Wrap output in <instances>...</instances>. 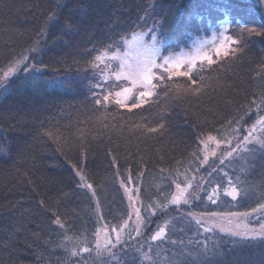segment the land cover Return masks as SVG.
Returning a JSON list of instances; mask_svg holds the SVG:
<instances>
[{
  "label": "trees",
  "instance_id": "16d2710c",
  "mask_svg": "<svg viewBox=\"0 0 264 264\" xmlns=\"http://www.w3.org/2000/svg\"><path fill=\"white\" fill-rule=\"evenodd\" d=\"M62 4L66 7L49 21L56 0H0V68L30 54L28 64L38 69L19 71L6 90L0 89V264H198L196 251L206 240L216 245L214 254L208 255L209 264H264V245L233 243L239 238L218 230L206 233L189 215L245 212L264 203V150L259 145H249L255 148V158L243 172L241 159L221 165L222 152L210 156L202 167L192 155L198 137L234 135L228 123L232 121L242 139L245 128L264 115V109L257 112L251 104L264 93V80L256 76L264 65V37L241 33L236 22L259 29L264 5L259 0H62ZM225 5L232 9L227 34L239 37L240 44L232 47L240 51L221 57L211 71L200 74L205 77L201 93L164 98L161 92L157 102L129 112L114 104L99 107L85 90L92 75L89 62L108 44L133 32L147 33L159 20H165L171 45L198 37L201 24L207 27V22L224 19ZM190 15L192 25L187 23ZM32 48L36 51H28ZM58 81L65 89L50 86ZM241 116L244 119L236 125ZM160 124L157 132L147 131ZM48 131L60 139L50 138ZM185 175L196 177L190 191L199 198L190 197L182 209L171 204L155 208L153 215L148 205L166 203L176 191L172 180L183 185ZM237 176L248 192L233 201L222 188ZM217 184L221 192L213 204L207 197ZM129 195L146 221L143 234L129 239V232L135 236L131 219L115 257L97 256V229L120 225L130 213L136 217ZM56 216L65 229L53 223ZM259 219L253 215L248 222L257 225ZM167 220L168 238L149 241ZM65 232L93 249L91 254L71 257L70 251L58 247ZM149 243L152 259L145 260L141 252H148ZM189 250L193 255H187Z\"/></svg>",
  "mask_w": 264,
  "mask_h": 264
},
{
  "label": "snow or ice",
  "instance_id": "6c2138e0",
  "mask_svg": "<svg viewBox=\"0 0 264 264\" xmlns=\"http://www.w3.org/2000/svg\"><path fill=\"white\" fill-rule=\"evenodd\" d=\"M259 3L264 5V0H259ZM62 7H66V5L62 4V0H56V8L49 13L48 20H55ZM222 14L224 19L217 21L216 26L212 29L213 40L202 41L199 38L193 40L192 49L188 53L182 51L179 55L164 54L171 47L170 34L164 30L165 20L154 21L147 33L133 32L131 38L122 36L118 41L108 44L89 62V66L92 69L98 70L101 81H103V83L97 82L89 85L95 104L102 108H107L109 105L114 104L131 112L133 109L142 108L151 102H157L160 99L161 92H163L164 98L181 93L194 95L201 93L204 88L203 81L205 77L200 74L205 70L211 71L221 57H234L240 51L238 47H232V45L240 44L239 37L234 38L227 34L229 25L232 23V9L225 5L222 8ZM193 20L194 17L190 15L187 21L188 25H192ZM202 22L203 19L201 18ZM236 22L241 33H247L249 36L264 37V18L261 19L259 29L239 20ZM146 37H150V39H146ZM28 51L34 52L36 49L32 48ZM28 59L29 56L25 54L14 58L5 68H0V89L6 90L9 80L21 70L24 72H29L30 69L38 71L35 65L26 64ZM101 65H103V68H101ZM198 75L200 76L199 81L196 79ZM256 76L264 80V65H261L260 71L256 73ZM179 78H186V81L181 83ZM56 85L60 87L66 86L63 81L53 82V86ZM94 89H100L101 92H96ZM130 100L132 101L131 103H129ZM251 104L255 106L257 112L264 109V93L254 99ZM247 111L251 112L252 108L249 107ZM243 119L244 117L241 116L240 120L235 122L236 125H240ZM228 123L230 131L234 135H225L220 138L217 135L208 134L204 137H198V148L192 155L199 160L201 167L208 162L210 156H217V150L221 148V145H226L227 148L219 157L220 164L223 165L226 161L241 159L244 163V166L241 167L242 172L246 171V166L255 158V148H250L249 145H259L260 149L264 150V115L258 116V119L247 129V134L242 139H239V128H233L232 121ZM162 127L163 124H160L157 127H149L147 131L155 133ZM258 132L259 135H256ZM46 135L56 140L60 139L52 131L46 132ZM233 140L237 141L235 147L232 146ZM2 150L0 148V151ZM201 155L203 159H200ZM216 171L217 169L215 168L212 170V172ZM212 172L209 173V182ZM77 175H80V173H77ZM179 175V172H177V176ZM224 175L227 176V173H224ZM80 178L81 181L85 180L83 175ZM195 179V176L189 178L185 175L183 185L177 179H173L172 183L175 185L176 191L170 194V198L166 197V203L157 202L155 206L148 205L149 209L152 210V214H155V208L163 210L169 204L177 206L182 203L189 204L192 196L199 198L198 193L190 191L194 187L193 181ZM243 185L244 182L239 176L236 177L235 181L229 178L226 186L222 188L223 195L231 197L233 201H237L238 198H243L247 195L248 189ZM86 186L89 189L92 188L91 184ZM198 187L203 190L202 184ZM125 192H131V189L125 188ZM220 192L221 185L217 184L212 187L207 199L213 204L217 203ZM128 199L136 216L135 227L132 230L135 232L136 237H140L143 234L142 228L146 221L141 215L140 208L135 207L133 197L129 195ZM189 215L195 220V225L198 228H202L206 233L218 230L231 237L239 238L234 240L233 243H258L264 245V203H259L256 207L245 212H210L202 214L200 217L193 213H189ZM253 215L260 217L257 225H251L248 222V218ZM205 216L209 219L206 220ZM217 219L226 221V224L217 223ZM130 220L131 213L129 218L120 225L111 226L110 228L108 225H104L102 228L97 229L95 233V252L97 256L107 254L115 257L116 252L114 250L125 242L124 234L129 227ZM53 223L59 228L65 229V224L59 216H56ZM170 223L171 221L167 220L158 226L149 237V241L162 242L166 240ZM128 237L129 239H135V237H132L131 232L128 233ZM171 243L176 244V241L173 240ZM69 245H72L70 249ZM57 246L70 251L71 257L82 256L84 253L91 254L93 250L82 246L79 240L74 241L73 237L67 235L66 232L63 240ZM215 248V243L210 244L206 240L203 246L196 251L198 264H209L208 255L209 253L214 254ZM152 250V243H149L148 252H141V258L151 260L152 257L149 253ZM157 255H159V252H157ZM187 255H193L192 250H189Z\"/></svg>",
  "mask_w": 264,
  "mask_h": 264
},
{
  "label": "rangeland",
  "instance_id": "374dc122",
  "mask_svg": "<svg viewBox=\"0 0 264 264\" xmlns=\"http://www.w3.org/2000/svg\"><path fill=\"white\" fill-rule=\"evenodd\" d=\"M217 23H213V22H207V27H204L203 24L200 25L199 27V34H198V37H195V36H188L187 39H185V41H180L178 43H173L171 45V47L168 49L167 52H165L164 54L165 55H168V54H181V52L183 51L184 53H188L191 51L192 49V41L199 38L200 40L202 41H212L213 40V27L216 26ZM230 27V25H229ZM131 38V36L129 37ZM146 39H150V37H146ZM28 56L30 57V54H28ZM213 56H214V53H213ZM215 58V56H214ZM26 64H28V62L26 61ZM22 67V66H21ZM101 68H103V65H101ZM25 73H28V72H25ZM97 82H101L103 83V81H101V78H100V75H99V72L98 70H95V69H92V75L90 77V79H88V81L85 82L84 84V88L85 90H87V93L89 94V96L92 98V92L89 90V85L90 84H95ZM50 86H53V82H50ZM58 87H60L59 85H57ZM53 87H49L48 86V89H51ZM62 89H65L64 87H61ZM94 91L96 92H101L100 89H94ZM103 94V93H101ZM132 101L130 100L129 103H131ZM250 128V127H247L245 128V135L247 134V129ZM256 135H259V132L256 133ZM237 141L236 140H233V143H232V146L235 147ZM214 147V145H213ZM227 148L226 145H221V148L217 150V152H223L225 149ZM177 206V205H175ZM184 206H188V204H180L179 205V208L183 207ZM135 207H136V202H135ZM182 209V208H181ZM200 217V216H198ZM206 220L209 219L208 217H204ZM131 219L133 220L134 224L136 222V217H131ZM217 223H225L226 224V221H220V220H216ZM135 239H136V236H134ZM138 238V237H137ZM134 240V239H132ZM84 256H87V253H84L83 254Z\"/></svg>",
  "mask_w": 264,
  "mask_h": 264
}]
</instances>
